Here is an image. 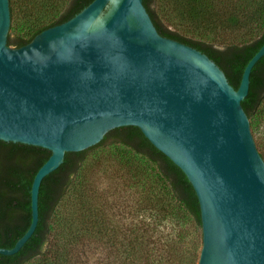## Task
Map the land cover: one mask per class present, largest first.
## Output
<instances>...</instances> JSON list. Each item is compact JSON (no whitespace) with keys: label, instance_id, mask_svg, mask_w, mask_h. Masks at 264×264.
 <instances>
[{"label":"water","instance_id":"water-1","mask_svg":"<svg viewBox=\"0 0 264 264\" xmlns=\"http://www.w3.org/2000/svg\"><path fill=\"white\" fill-rule=\"evenodd\" d=\"M9 0H0V141L47 150L30 190L38 223L42 180L66 153L136 127L187 177L200 207L197 264H264V161L241 102L264 44L234 89L205 54L161 36L143 0H93L68 21L11 48Z\"/></svg>","mask_w":264,"mask_h":264},{"label":"trees","instance_id":"trees-1","mask_svg":"<svg viewBox=\"0 0 264 264\" xmlns=\"http://www.w3.org/2000/svg\"><path fill=\"white\" fill-rule=\"evenodd\" d=\"M92 1L9 0L11 25L7 44L15 48L27 45L40 32L68 21ZM158 1L143 0L157 32L205 54L224 72L229 84L237 89L246 64L264 44V0H174L178 11L177 25L167 23L158 14L155 8ZM16 14L19 19H16ZM230 33L236 34L233 41L227 35ZM241 106L251 128L264 131V56L251 71L249 92ZM261 138L264 139V134ZM104 146L122 148L123 151L118 152L120 162L125 160L127 153L147 160L157 173L153 187H147V206L152 213L151 222L147 223L148 241L146 243L137 231L123 249L119 264H159V245L166 247L164 255L167 259L164 257L162 261L170 262L174 250L180 246L186 264L198 263L200 251L194 234L201 229V218L193 187L185 174L138 128L128 126L111 130L96 146L65 154L62 165L47 175L40 185L38 223L33 235L18 253L0 255V264H24L50 251L55 255L51 264L76 263L78 255L74 251L81 235L66 230L51 243L50 223L88 154ZM258 152L264 161V153L260 149ZM49 156L50 153L42 148L0 141V247L12 248L28 229L32 181ZM147 176L150 177L148 172ZM80 207L84 208L82 203ZM91 212L95 218L93 222L98 223V209L93 207ZM81 218L79 215L76 219L78 224ZM158 220L168 224L166 235L161 236L162 241L157 237L154 239L156 234L163 232L158 228Z\"/></svg>","mask_w":264,"mask_h":264},{"label":"rangeland","instance_id":"rangeland-1","mask_svg":"<svg viewBox=\"0 0 264 264\" xmlns=\"http://www.w3.org/2000/svg\"><path fill=\"white\" fill-rule=\"evenodd\" d=\"M155 8L167 23L178 24L176 20L178 11L175 9L174 0H159ZM16 19H19L18 14ZM227 35L232 41L236 36L232 33ZM250 130L256 148L258 145V149L264 153V139L261 138L264 134L263 129L253 130L250 126ZM119 151H123L119 146H104L88 154L74 183L59 204L54 220L50 223L51 243L63 232L71 231L81 235L74 251V254L78 255L75 264H119L123 249L131 242L137 231L146 239V243L148 241L147 223L151 222L152 213L147 206V187H153L157 173L153 164L130 152L125 156L124 161L127 163L120 162ZM147 172L150 177L147 176ZM80 203L84 208L80 207ZM93 207L99 211L96 215L98 223L93 222L95 219L91 212ZM79 215L82 218L78 224L76 219ZM157 225L163 232L156 234L154 239L157 237L156 239L162 241L161 236L166 235L165 228L168 224L167 221L158 220ZM194 237L200 251L201 229L197 230ZM152 239L150 238V241ZM165 239L166 237L163 238L164 241ZM158 247V259L166 257L164 255L166 247L162 245ZM180 250V246L174 250L172 260L168 259L170 262L160 259L159 264H186L184 262L186 258ZM54 256L50 251L47 255L32 258L24 264H51ZM130 259L131 257L128 260Z\"/></svg>","mask_w":264,"mask_h":264}]
</instances>
